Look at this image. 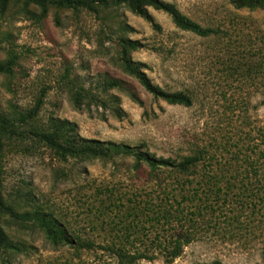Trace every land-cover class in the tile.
I'll list each match as a JSON object with an SVG mask.
<instances>
[{
  "label": "rangeland",
  "instance_id": "rangeland-1",
  "mask_svg": "<svg viewBox=\"0 0 264 264\" xmlns=\"http://www.w3.org/2000/svg\"><path fill=\"white\" fill-rule=\"evenodd\" d=\"M162 1L213 32L182 30L151 7L149 19L123 7L98 14L50 7L38 18L35 6L11 0L0 13V60L14 58L11 71L0 73V112L17 118L40 99L37 114L20 129L66 119L79 138L175 161L199 151L205 156L191 182L177 187L169 167L136 168L128 154L60 159L33 139L5 140L2 195L18 215L3 214L1 224L17 247L0 243V264H118V247L154 254L130 264H264V5ZM120 23L131 28L125 36L142 44L131 60L143 64L151 83L188 94L189 106L153 97L120 69ZM103 75L121 80L140 103L112 89L121 117L95 105L76 108L71 92L93 87ZM167 192L177 194L181 220L157 214L168 206ZM36 208L52 213L80 245H54L32 216H20ZM186 230L192 238L172 261L162 255V243L150 241Z\"/></svg>",
  "mask_w": 264,
  "mask_h": 264
},
{
  "label": "trees",
  "instance_id": "trees-1",
  "mask_svg": "<svg viewBox=\"0 0 264 264\" xmlns=\"http://www.w3.org/2000/svg\"><path fill=\"white\" fill-rule=\"evenodd\" d=\"M21 2L24 6L33 5L38 10V18L46 15L50 7L66 8L72 10H86L91 13L98 14L101 11L123 7L131 13L138 15L144 19H149L147 8L151 7L156 10L165 12L171 17L174 25L182 30L190 31L200 36H206L212 33L213 30L208 27H202L200 24L194 22L186 15L182 14L172 3L162 0H16ZM11 0H0V13H3ZM230 2L237 8L251 7L255 5H264V0H230ZM153 27L159 29L157 24L153 23ZM120 33L116 38L117 53L116 62L120 69L138 81V83L153 97L162 99L169 104H180L189 106L191 98L183 91H167L160 86L151 83L149 78L142 70L143 64L134 62L130 58V53L142 47L138 40H133L124 35V32L130 31L131 28L125 24L118 25ZM14 63V58L9 57L0 60V73H8ZM117 89L124 91L131 100L140 103L136 94L130 90L121 80L113 78L108 75L101 76L95 81L93 87L78 86L71 92V100L76 108H82L84 105L90 108L91 105L102 107L103 109H110L117 117L122 116V112L117 105L118 97L109 93L110 90ZM40 99L37 101L34 108L30 109L25 114H20L17 118L10 117L0 112V243L8 247H17L16 244L7 239L6 233L1 224V216L9 213L11 215H18L14 208L8 204L2 195V155L5 140L11 138H30L36 142H40L49 148L55 156L60 159L68 157L75 158H112L118 154H128L134 158V166L137 168L141 164L149 167L150 170H156L162 166L169 167L175 173V181L177 187H181L187 182H191L192 178L188 176L193 174L198 167V162L205 158L202 151L197 155L184 156L179 161L155 158L146 151H140L135 147H130L120 143H112L101 141L98 139H84L79 138L75 133V126L66 119L49 118V124L46 129L30 128L29 130L20 129V125L32 120L37 114ZM20 122L19 124L17 122ZM184 178V179H183ZM197 188L193 189L196 194ZM173 197L176 206L169 203V195ZM182 199H186L183 192L180 194ZM165 200L168 206H161L157 210L164 219L173 216L177 220L184 218L183 208L180 207V202L177 201V194L173 192L164 193ZM144 203H147L145 201ZM155 209V212H156ZM154 211V209H151ZM32 216L36 221L37 227L43 232L45 238L54 245L75 243L78 238L71 237L56 217L50 213L45 212L39 208L33 209L31 212H23L20 216ZM156 215V214H155ZM167 220V219H166ZM168 222V220H167ZM192 238L191 231H173L161 238L157 236L150 241L152 243L161 244L163 246L162 255L166 261H172L177 257L181 251L182 246L187 244ZM76 239V240H75ZM78 241V240H77ZM76 241V243H77ZM79 243V242H78ZM77 246L80 245V243ZM148 248L135 249L130 251L128 249L118 247L114 250L118 264H130L137 259H151L154 254L150 253ZM264 260V253L262 255Z\"/></svg>",
  "mask_w": 264,
  "mask_h": 264
}]
</instances>
